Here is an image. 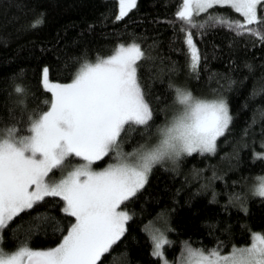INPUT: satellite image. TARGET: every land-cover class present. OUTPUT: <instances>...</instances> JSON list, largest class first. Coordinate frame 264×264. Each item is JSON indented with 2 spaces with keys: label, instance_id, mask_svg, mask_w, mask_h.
Listing matches in <instances>:
<instances>
[{
  "label": "snow or ice",
  "instance_id": "1",
  "mask_svg": "<svg viewBox=\"0 0 264 264\" xmlns=\"http://www.w3.org/2000/svg\"><path fill=\"white\" fill-rule=\"evenodd\" d=\"M136 6L137 0H118L114 19L126 17ZM220 6H229L237 16L213 11ZM43 16L41 12L28 27L41 25ZM173 16L168 20L173 30L169 47L182 44L173 50L185 56L183 81L177 79L182 70L179 61L152 54L158 41L145 46L142 33L116 34L108 54L97 52L93 57L87 45L76 55L65 53L64 67L74 69L70 78L50 79V67L44 64L40 84L50 97L36 107H28L24 70L9 78L5 89L15 99L6 101L8 116H0L4 121L0 126V264H104L106 256L111 257L108 264H131L127 246L119 245L136 214L126 205L146 186L155 166L179 174L184 158L215 154L224 140L225 145L232 144V151L221 158L234 160L232 167L238 169L243 163L241 151L248 147L250 132L255 137L257 123L264 134V60L259 64L260 75L234 113L228 93L239 96L257 65L246 59L243 66L248 75L240 77L233 75L235 59L228 62V72H209L207 57L194 39L222 27L234 38L250 37L264 48V0H180ZM201 65L208 72L207 90L198 94L189 81L200 83ZM165 75L166 87L153 96V82L163 81ZM257 99L261 102L256 103ZM249 108L252 116L245 119L239 135H229L238 113ZM158 114L163 119L156 122ZM253 156L264 157V152L254 151ZM103 159L108 162L94 166ZM208 167L212 175L204 177L196 191L211 189L210 200L215 202L219 192L212 182L224 176L217 177L215 165ZM57 170L58 176L54 175ZM203 172L193 165L194 177L200 178ZM225 190L222 207L235 206L247 213L251 198L264 200V175L241 174L231 185L225 181ZM146 211L141 208V213ZM173 211L165 206L143 226L151 241L150 255L160 264H264V229L249 227L247 240L237 243L230 239V224L220 230L229 234L228 239L215 237L211 246H195L191 238L182 240L180 252L170 261L163 246L168 243L167 233L175 232ZM19 217L24 219L12 226ZM205 223L213 230L219 227L218 220ZM49 226L58 242L30 246L31 236L47 234ZM6 227H11L15 241L11 250L3 247ZM118 246L122 250L114 252Z\"/></svg>",
  "mask_w": 264,
  "mask_h": 264
},
{
  "label": "trees",
  "instance_id": "2",
  "mask_svg": "<svg viewBox=\"0 0 264 264\" xmlns=\"http://www.w3.org/2000/svg\"><path fill=\"white\" fill-rule=\"evenodd\" d=\"M179 3L180 0H137V6L131 9L126 17L117 21L114 17L118 11V0H0V116H8L9 104L6 101L15 99L14 96L8 97L5 89L13 73L24 70L23 82L29 89L28 107H36L42 100L50 97V92L44 90L40 84L41 68L44 64L50 67V79L70 78L69 72L74 69L64 67L65 53L76 55L87 45L93 57L97 52L108 54V46L115 42L116 34L129 36L133 33H142L145 46L153 40L158 41V48L153 49L152 54L170 56L171 59L179 61L182 70L177 79L183 81L187 74V69L183 67L185 56L183 52L177 53L173 50L175 47H181L182 44L177 42L172 49L169 47L173 30L168 20L174 18L173 14ZM213 11L237 16V13L229 6H220ZM41 12L44 13L43 23L34 28L28 27L31 20ZM194 39L207 57L205 63L208 65L209 72L212 70L220 73L228 72V62L235 59V64L232 66L233 75L240 77L248 75V69L243 66L246 59H252V62L257 65L252 76L240 90L239 96L235 92L228 93L231 97L232 111L236 113L240 107V101L252 87L253 79L262 71L259 64L261 60H264V48L258 42L254 43L250 37L234 38L222 27L208 30L203 37L195 36ZM73 41L77 43L73 44ZM165 63L168 61L165 60ZM200 68V83L196 84L194 80L189 81L190 86L198 94L202 90H207L205 81L208 72L204 71L203 65ZM166 84L167 75L163 81L159 79L154 81L152 95L162 93ZM211 87H216L215 80ZM260 102L259 99L256 100V103ZM18 113L19 109H17ZM251 116V108L241 110L233 125L234 131L229 135L238 136L245 119ZM161 119H163L162 114H158L156 122ZM257 119H260L259 114ZM3 123L4 121H0V126ZM259 129L260 124L257 123L255 137L250 132L248 147L241 151L243 163L238 169L232 167L234 160L230 162L226 158H221L222 153L232 151V144L225 145L224 140L219 141L220 147L215 154L196 153L190 158H184L181 161L179 174L173 173L170 169L166 170L161 165L155 166L146 186L134 200L126 205L136 214L128 222L127 234L119 245L127 246L131 264H160L159 259L150 255L151 241L148 240L147 233L143 231V226L149 220H155L157 213L165 206L174 210L171 213V223L175 232L167 233L168 243L163 246L169 260H174L180 252L182 240L191 238L195 246H199L200 243L211 246L216 243L215 237H219L220 240L228 239L229 234H221L220 231L225 224L232 225L230 239L237 243L247 240L249 227L253 230L264 229V200L251 198L247 213L235 206L227 209L222 207L227 200L225 181L231 185L232 181L237 180L241 174L250 178L264 175V157L253 156L254 151L264 152V144H262L264 134H261ZM131 146V144L126 145L127 148ZM107 162V159H103L96 165L102 167ZM209 163L216 166L217 177L221 174L224 176L223 180L217 178L212 182L219 192L215 202L210 200L211 189L196 191L203 178L212 175L213 169L205 168V165ZM193 165L198 169H204L200 178L191 174ZM186 174L187 179H185ZM178 187L181 188L179 192H177ZM231 190V188L227 189V191ZM48 203H55V201L50 200ZM142 207L147 211L141 213ZM21 219L24 217L15 218L11 225L15 226ZM217 220L219 227L214 230L210 224L205 223ZM213 231L215 235L211 234ZM2 235L3 247L6 250L13 249L15 241L12 239L11 227H6ZM56 242L58 239L52 235L51 226H49L47 234L40 232L31 236L30 246L49 247ZM120 246L113 251L120 252L122 250ZM110 258L106 256L104 264H108Z\"/></svg>",
  "mask_w": 264,
  "mask_h": 264
},
{
  "label": "rangeland",
  "instance_id": "3",
  "mask_svg": "<svg viewBox=\"0 0 264 264\" xmlns=\"http://www.w3.org/2000/svg\"><path fill=\"white\" fill-rule=\"evenodd\" d=\"M77 162H78V161H77ZM96 163H97V162L94 163V166H95V167H98V166L96 165ZM59 174H60V173H59V170H57V171L54 173V175H56V176H58ZM175 258H176V257H175ZM175 258H174V259H175ZM170 261H171V260H170Z\"/></svg>",
  "mask_w": 264,
  "mask_h": 264
}]
</instances>
